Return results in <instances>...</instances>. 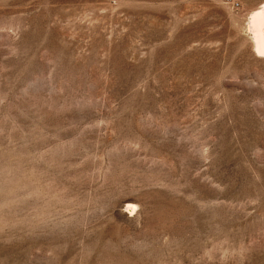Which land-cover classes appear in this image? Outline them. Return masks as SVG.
Returning a JSON list of instances; mask_svg holds the SVG:
<instances>
[{"label": "rangeland", "instance_id": "obj_1", "mask_svg": "<svg viewBox=\"0 0 264 264\" xmlns=\"http://www.w3.org/2000/svg\"><path fill=\"white\" fill-rule=\"evenodd\" d=\"M263 1L0 0V264H264Z\"/></svg>", "mask_w": 264, "mask_h": 264}, {"label": "bare ground", "instance_id": "obj_2", "mask_svg": "<svg viewBox=\"0 0 264 264\" xmlns=\"http://www.w3.org/2000/svg\"><path fill=\"white\" fill-rule=\"evenodd\" d=\"M245 29L253 54L259 59H264V1L250 11ZM134 208L132 204L127 205L129 212H132Z\"/></svg>", "mask_w": 264, "mask_h": 264}]
</instances>
